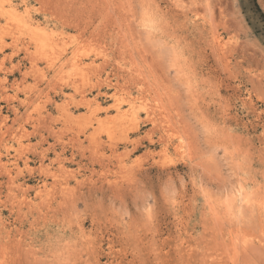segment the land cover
Returning a JSON list of instances; mask_svg holds the SVG:
<instances>
[{"label": "rangeland", "instance_id": "rangeland-1", "mask_svg": "<svg viewBox=\"0 0 264 264\" xmlns=\"http://www.w3.org/2000/svg\"><path fill=\"white\" fill-rule=\"evenodd\" d=\"M17 2L64 24L0 17V264H264V0Z\"/></svg>", "mask_w": 264, "mask_h": 264}, {"label": "bare ground", "instance_id": "bare-ground-1", "mask_svg": "<svg viewBox=\"0 0 264 264\" xmlns=\"http://www.w3.org/2000/svg\"><path fill=\"white\" fill-rule=\"evenodd\" d=\"M0 1H2V0H0ZM19 1H21V2H23V0H19ZM5 2V3H4ZM4 2H0V17H2V19H4L5 20V23H7V24H9V23H14L15 24V26L17 27L18 26V28H23V29H25V31L26 30H28V31H24L25 33H26V36H25V38L24 39H26L24 42H23V44H24V47L23 48H25V51L28 53V54H30L31 56V58H33V56H32V52H31V50L32 49H34V50H36V52L38 51V50H44V49H46V48H50L51 49V47L53 46L52 45V43H54V42H56L53 38H52V35L50 36V34H48V28H50L51 26L50 25H55L54 27H52V28H55L56 27V24H60V22L59 21H62V20H60L61 18H62V16L60 17V16H57V15H55V13L53 12H51V11H49V12H51V13H49L48 11H46V13H44V15L41 17V19L40 20H32V19H29V21L28 22H23L20 18H17L16 16H18V8H19V6L17 5V0H4ZM20 3V2H19ZM22 4V3H21ZM20 4V5H21ZM24 5H25V7L26 6H28V4H27V2L26 1H24ZM24 7V6H23ZM29 7V6H28ZM31 9V8H30ZM27 10H29V8L27 9ZM30 11V10H29ZM28 12V11H27ZM29 13V12H28ZM43 14V13H42ZM58 17H60V19L58 18ZM31 18V17H30ZM34 19H35V17H34ZM64 19V18H63ZM3 20V21H4ZM59 20V21H58ZM146 20H147V18H146ZM145 20V21H146ZM9 22V23H8ZM63 22V24H64V20L62 21ZM148 22V21H147ZM150 22V21H149ZM151 23L153 24V22L151 21ZM148 24V26H145V27H149L150 29L152 28V24ZM17 24V25H16ZM147 24V23H146ZM0 25H1V23H0ZM11 25V24H10ZM10 25H9V27H10ZM4 26V25H3ZM14 26V27H15ZM76 26V25H75ZM6 27V26H5ZM4 27V29H6ZM13 30H14V28H12ZM21 30V29H20ZM21 32H23L22 30H21ZM18 33H19V31H18ZM57 33V32H56ZM20 34H23V33H20ZM25 35V34H24ZM58 37V36H57ZM56 37V38H57ZM12 38H13V36L11 37V42L12 43H15L16 42V40L17 39H20L19 37H17V35H16V37L14 36V39L12 40ZM54 38H55V36H54ZM60 39H58V41H59ZM11 42H10V44L9 45H7L8 43H7V41H6V39H5V37H3V35H0V49L2 50L3 48H5L6 46H11ZM62 42V41H61ZM56 43H54V45H55ZM50 45H52L51 47H49ZM57 46H58V44H56ZM55 45V46H56ZM54 46V47H55ZM76 46V45H75ZM59 47V46H58ZM57 47V48H58ZM32 48V49H31ZM31 49V50H30ZM59 50V49H58ZM24 51V52H25ZM60 51V50H59ZM54 52V51H53ZM72 52V51H71ZM38 53H39V51H38ZM41 53V52H40ZM55 53H57L56 51H55ZM34 54H35V52H34ZM37 54V53H36ZM54 54V53H53ZM51 54L49 53V55L47 56V55H45V56H47L48 58L50 57L51 58V56H50ZM36 56V55H35ZM34 56V57H35ZM41 56V55H40ZM42 57V56H41ZM53 57V56H52ZM55 57V56H54ZM31 58H29L30 59V62H33L34 60H32ZM36 58V57H35ZM49 58V60H51ZM79 59V58H78ZM47 60V59H46ZM48 61V60H47ZM90 61V60H89ZM29 62V64H33V63H30ZM50 62H52V61H50ZM62 63V62H61ZM75 63V62H74ZM90 64H92L91 62H89ZM88 63V61H87V64H89ZM52 64V63H51ZM94 64V63H93ZM35 64H33V65H31V67H33ZM45 65H47V64H45ZM49 65H50V63H49ZM60 65V64H59ZM55 66V65H54ZM91 65H87L86 66V68L87 67H90ZM35 67V66H34ZM85 67V66H84ZM30 68V67H29ZM46 68H48V67H46ZM33 69V68H32ZM61 69V68H60ZM82 69V68H81ZM88 69V68H87ZM59 70V69H58ZM76 71V70H75ZM78 71V70H77ZM54 72H56V71H54ZM58 72H60V71H58ZM74 72V71H73ZM42 73V72H41ZM44 74V73H43ZM58 74V73H57ZM56 75V74H55ZM85 76V75H84ZM52 77H53V75H52ZM55 77H57V76H55ZM61 77L62 76H60V79H61ZM80 77H82V76H80ZM54 79V78H53ZM56 79V78H55ZM57 79H59V76H58V78ZM83 79V78H82ZM81 79V80H82ZM85 79H86V77H85ZM72 80V79H71ZM69 81V83H71L72 81ZM84 81V80H83ZM65 83H66V81H64ZM76 82V81H75ZM75 84V83H74ZM76 86V85H75ZM114 95V94H113ZM82 96V95H81ZM89 99V98H88ZM80 101V100H79ZM91 101V99L90 100H86L85 99V97L84 96H82L81 97V104L83 103L84 105H87V106H91V104H92V102H90ZM80 102H79V104H80ZM94 102V105L96 104V106H95V108L96 109H98V110H101V108L103 107V106H101L100 105V103H98V101H93ZM114 106H116V105H114ZM116 108V111H120V108L118 107V106H116L115 107ZM104 112H105V114L107 115V108H105L104 109ZM119 113V112H118ZM126 113V112H125ZM126 116H127V113H126ZM126 116H124V117H126ZM131 122H133V121H131ZM120 123V122H119ZM135 125H136V123H134ZM120 125V124H119ZM127 126H128V123H127ZM118 131V130H117ZM168 132V131H167ZM168 135V134H167ZM167 139V138H166ZM3 162V161H2ZM0 165H2V164H0Z\"/></svg>", "mask_w": 264, "mask_h": 264}]
</instances>
